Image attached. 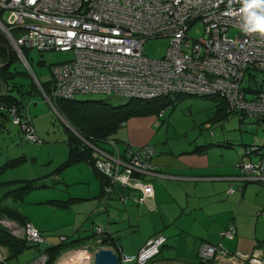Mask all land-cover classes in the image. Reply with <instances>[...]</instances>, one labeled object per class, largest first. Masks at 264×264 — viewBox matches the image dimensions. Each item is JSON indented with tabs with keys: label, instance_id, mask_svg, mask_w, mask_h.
<instances>
[{
	"label": "built area",
	"instance_id": "2783aa9c",
	"mask_svg": "<svg viewBox=\"0 0 264 264\" xmlns=\"http://www.w3.org/2000/svg\"><path fill=\"white\" fill-rule=\"evenodd\" d=\"M243 8V0H0V32L27 66L23 47L72 50V58L52 66L49 94L39 82L52 106L51 98H70L90 91L143 99L183 93L218 96L227 113L264 119V76L258 88L240 86L245 70L253 71V76L257 71L264 73V34L246 31ZM198 21L204 24L203 32L197 38L191 37L188 29ZM231 27L236 29L233 36L227 34ZM14 30L22 35L16 37ZM157 37L167 38L166 52L162 57H149L143 52V44ZM3 108L5 105L0 106ZM164 110L160 108L158 113ZM22 112L16 105L9 106L12 121L26 132L28 139L38 140L31 118ZM86 142L97 152L95 168L109 182L106 196L113 192L119 200L126 199V194L116 192L115 186L137 190L135 199L139 202L153 196V186L144 177L158 174L150 161L156 152L154 146L133 147L111 136L106 140L109 149ZM250 152L247 149L242 156ZM263 160L240 159L236 164L239 172L233 178L264 184ZM231 191L232 187L228 189ZM259 214L264 217V208ZM0 222L15 236H26L34 243L45 239L29 222L18 224L5 217H0ZM96 229L102 232L104 228L98 225ZM106 230L110 231L108 227ZM234 231V226L229 225L223 235L232 237ZM164 242L163 235H153L132 254L117 246L118 261L143 264L158 254ZM113 246L116 247L86 244L67 248L52 264H93L99 247L116 253ZM233 256L234 264H246L245 260L247 264H264V246L249 255L235 256L220 242L203 241L197 251L198 260L190 264ZM4 257L0 248V260ZM47 261L46 251H41L20 264Z\"/></svg>",
	"mask_w": 264,
	"mask_h": 264
},
{
	"label": "rangeland",
	"instance_id": "374dc122",
	"mask_svg": "<svg viewBox=\"0 0 264 264\" xmlns=\"http://www.w3.org/2000/svg\"><path fill=\"white\" fill-rule=\"evenodd\" d=\"M203 27L202 22H196L188 29V35L199 37ZM235 32L236 29L232 27L227 30V34L231 36ZM14 34L16 37L22 35L19 30H14ZM167 44L168 40L165 37L149 38L143 44V52L149 57H162L166 52ZM22 51L28 66L20 53L14 51L13 60L5 69L0 70V82L2 91L22 97L23 108L33 120L35 134L39 139L34 141L28 139L26 132L10 118H7L3 125L0 123V199L3 204L17 207L25 213L37 227L29 223L41 230L45 241L34 245L32 244L34 242L28 240L20 251L12 255L6 246L0 245L6 256L5 260H0V264H20L33 257L40 249H45L48 243L58 242L61 236H66L68 240L84 237L86 238L84 243H94L97 233L93 237L92 231H96L98 225L104 229L110 226L106 208L111 209V205L114 204L113 201H109L106 205L102 197L95 196L98 192V178L91 171L86 160L59 168L68 153L67 125L60 113L45 99L39 82L43 83L50 77L54 64L72 58V50L23 47ZM3 71L5 72L2 73ZM263 76L262 71L255 72L253 76V71L247 69L240 86L258 88ZM74 98L103 99L117 105L124 103L130 97L90 91L76 93ZM169 99H174L175 103L163 107L165 110L162 114L156 111L148 113L150 115L155 113L156 116L157 122L152 128L155 129L153 142L157 144L158 149L165 146L167 150L172 147L181 151L183 148L192 147L194 140L212 142L215 139H222L231 141L232 145L213 146L208 153L211 157H214V154H223L227 167L237 169L236 164L240 159L244 162H256L260 157L264 159L262 155L253 152L242 156L250 147L249 144L263 143L264 120H258L253 115H243L240 118L237 113H222L219 117L217 105L221 104V99L218 96L171 93ZM142 118L147 119V117ZM1 120L0 118V122ZM121 128L123 127L118 128L111 137L121 139L124 133ZM101 146L110 148L107 142ZM119 146L122 147L120 143ZM213 150H216V153ZM22 154L25 155L24 161L16 165L4 166L11 158ZM92 155L96 157L97 152H93ZM233 174L236 175L237 172ZM38 177L45 185L30 190L22 200H15L5 194L10 187L7 181ZM55 199L66 200L67 204L60 205ZM100 203L105 211L100 209L102 206ZM116 227L123 242H126L128 234H134L137 240L141 239L134 228L126 231L130 225L127 220H122L121 215ZM112 229L113 227L111 231ZM117 244L121 245L122 242L117 241ZM73 245H76L75 242L63 247L65 249ZM113 247L119 257L120 251L117 245ZM124 251L131 253L126 248ZM163 262L159 260V255H156L143 264H165ZM119 264L134 263L119 261Z\"/></svg>",
	"mask_w": 264,
	"mask_h": 264
},
{
	"label": "crops",
	"instance_id": "0c3cea01",
	"mask_svg": "<svg viewBox=\"0 0 264 264\" xmlns=\"http://www.w3.org/2000/svg\"><path fill=\"white\" fill-rule=\"evenodd\" d=\"M22 111L29 116L23 106ZM221 115L222 112L218 116ZM156 122L155 113L147 116L133 115L118 127H123L122 138L126 139L115 137L118 141L126 142L133 147L144 144L155 147L156 152L150 161L158 174H145L144 177L153 186L151 198L139 202L135 199L139 195L137 190L115 186V191L125 193L126 199L119 200L114 196L107 202L104 201L106 205L109 201L114 203L111 209L106 208V212L113 231L110 226L108 228L117 236L116 245L121 246L122 249L126 248L131 252L129 254H132L136 253L149 237L161 234L165 237V242L157 255L165 264H190L197 261V251L203 241L213 244L220 242L235 256L249 255L254 250L263 248L264 217L259 214V210L264 208V184L255 180L242 182L243 180L234 179L233 173L238 174L239 169L227 167L223 154H214V157H211L208 153L213 146H231V141L215 139L212 142H196L194 140L192 147L183 148L181 151L172 147L167 150L165 146L158 149L157 144L153 142L155 129L152 127ZM0 123L4 124V122ZM67 132L69 135L68 130ZM262 142L264 143V139ZM249 145L251 147L254 143ZM213 152L216 153V150ZM253 153L261 155L260 152ZM86 161L95 174L92 163ZM98 183V192L95 196L101 198L98 196L99 179ZM231 187L233 191L228 192ZM5 194L13 198L7 191ZM2 205L9 206L3 204L0 199V206ZM100 209L104 210L103 205ZM23 214L27 221L35 225L25 213ZM120 215L122 220H127L130 225L126 231L134 228L139 233L140 240H137L134 234H128L126 242L122 241L116 227ZM229 225L234 226L235 229L232 237L223 235ZM117 241L122 244H117ZM234 262L233 256L214 259L204 264H234ZM245 263L247 264L248 261L245 260Z\"/></svg>",
	"mask_w": 264,
	"mask_h": 264
},
{
	"label": "trees",
	"instance_id": "16d2710c",
	"mask_svg": "<svg viewBox=\"0 0 264 264\" xmlns=\"http://www.w3.org/2000/svg\"><path fill=\"white\" fill-rule=\"evenodd\" d=\"M7 48L4 44L2 38L0 37V62L7 60ZM15 56V52L12 51V60ZM5 69V68H4ZM3 71L2 73H4ZM42 89L46 94L50 93V84L49 79H46L45 82L40 83ZM85 93V92H84ZM170 95H161L153 99H143L138 97H130L124 103L113 105L103 99H75V95L70 98H51L52 104L55 109L60 113V115L65 119V121L74 129L70 130L67 126L66 129L69 131L67 143L69 145V153L67 158L59 166V168L75 163L80 160H88L92 163L93 170L100 182V192L99 197L106 196V185L109 183L107 178L103 176L94 166V159L92 152L93 149L86 142L88 141L94 145H102L106 140L112 136L118 129V127L125 122L128 117L133 115H143L151 112H158L160 108L166 107L175 103L174 99H169ZM210 96V95H208ZM222 100V99H221ZM4 103V104H3ZM5 105L6 108L0 109V118L1 122H5L7 118L12 120V116L9 113V106L16 105L20 110H22L23 99L19 96H14L8 91H1L0 93V106ZM173 105V104H172ZM222 105V106H221ZM218 114L227 113L225 111V104L222 100L221 104H218ZM165 109V108H164ZM23 113V112H22ZM16 124V123H15ZM85 139V140H83ZM250 151L260 152L264 154V143L254 144L249 148ZM25 160V155H20L18 157H13L11 160L6 162L4 166L7 165H16ZM40 178H21V179H12L7 181L10 183V187L7 190L9 195H11L15 200H22L25 194L30 190L45 185L39 181ZM115 193L111 192L107 194L105 202L110 198H114ZM117 197V196H116ZM60 205L67 204L66 200L55 199ZM0 217H5L11 220L16 221L18 224H26L25 215L16 207L12 206H0ZM107 229V228H106ZM103 229L102 232L92 231L93 237L95 233L97 235L94 237V243H84V237L73 238L68 240L65 238L58 242L48 243L45 249H40L33 257L28 260L33 259L41 251H46L48 255V261L46 264H52L54 259L59 256V254L64 251V247L71 242H75L76 245L71 247L86 245V244H107V245H116V238L114 235ZM106 231L108 234H102ZM42 234V232L39 230ZM43 235V234H42ZM44 236V235H43ZM102 238V239H101ZM101 239V240H100ZM30 241V240H29ZM45 241V239H44ZM44 241L40 242L43 243ZM28 243L26 236H15L13 235L6 225L0 222V245L6 246L10 250V255L20 251L23 246ZM32 244H39L37 242ZM96 246V245H95ZM68 247V248H71ZM6 259V256L3 260ZM26 260V261H28ZM24 262V261H23Z\"/></svg>",
	"mask_w": 264,
	"mask_h": 264
},
{
	"label": "water",
	"instance_id": "95a60500",
	"mask_svg": "<svg viewBox=\"0 0 264 264\" xmlns=\"http://www.w3.org/2000/svg\"><path fill=\"white\" fill-rule=\"evenodd\" d=\"M0 37L2 38L4 44L6 45L7 54H8L7 60L5 62L0 63V70H3L12 61L13 49L11 47V44H10L8 38L6 37V35L4 33L0 32ZM1 91H2V84L0 82V93H1ZM63 120L66 123L67 127L70 130L74 131V129L65 121L64 118H63ZM93 264H119L118 256L113 250H111V248L99 247L95 251Z\"/></svg>",
	"mask_w": 264,
	"mask_h": 264
},
{
	"label": "clouds",
	"instance_id": "9594fccd",
	"mask_svg": "<svg viewBox=\"0 0 264 264\" xmlns=\"http://www.w3.org/2000/svg\"><path fill=\"white\" fill-rule=\"evenodd\" d=\"M243 2L242 11L246 13V31L264 34V0H243Z\"/></svg>",
	"mask_w": 264,
	"mask_h": 264
}]
</instances>
